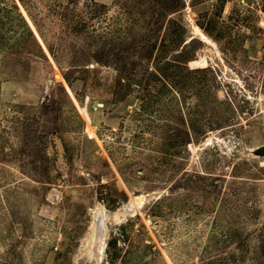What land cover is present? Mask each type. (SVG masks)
Here are the masks:
<instances>
[{
  "label": "rangeland",
  "instance_id": "rangeland-1",
  "mask_svg": "<svg viewBox=\"0 0 264 264\" xmlns=\"http://www.w3.org/2000/svg\"><path fill=\"white\" fill-rule=\"evenodd\" d=\"M229 253L264 261V0H0V264Z\"/></svg>",
  "mask_w": 264,
  "mask_h": 264
},
{
  "label": "trees",
  "instance_id": "trees-1",
  "mask_svg": "<svg viewBox=\"0 0 264 264\" xmlns=\"http://www.w3.org/2000/svg\"><path fill=\"white\" fill-rule=\"evenodd\" d=\"M201 264H264V261L258 262L256 258H242L238 253H229L225 256H216L213 258H208Z\"/></svg>",
  "mask_w": 264,
  "mask_h": 264
},
{
  "label": "water",
  "instance_id": "water-1",
  "mask_svg": "<svg viewBox=\"0 0 264 264\" xmlns=\"http://www.w3.org/2000/svg\"><path fill=\"white\" fill-rule=\"evenodd\" d=\"M196 60H192L191 62H190V64L191 65H195L196 64ZM141 197H138L137 199H136V202H138V201H141L142 199H140ZM99 222L101 223V225L103 224V221H102V219L100 218V220H99ZM102 239V238H101ZM102 241V240H101Z\"/></svg>",
  "mask_w": 264,
  "mask_h": 264
},
{
  "label": "bare ground",
  "instance_id": "bare-ground-1",
  "mask_svg": "<svg viewBox=\"0 0 264 264\" xmlns=\"http://www.w3.org/2000/svg\"><path fill=\"white\" fill-rule=\"evenodd\" d=\"M203 36V35H202ZM204 37V36H203ZM101 232V231H100Z\"/></svg>",
  "mask_w": 264,
  "mask_h": 264
}]
</instances>
